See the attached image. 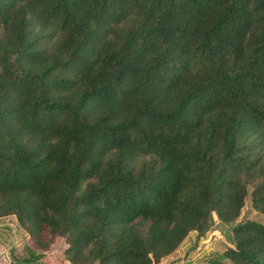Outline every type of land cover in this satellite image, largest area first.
<instances>
[{
	"label": "trees",
	"instance_id": "obj_1",
	"mask_svg": "<svg viewBox=\"0 0 264 264\" xmlns=\"http://www.w3.org/2000/svg\"><path fill=\"white\" fill-rule=\"evenodd\" d=\"M246 198L264 217V0H0V219L39 251L158 264L214 214L207 264H264Z\"/></svg>",
	"mask_w": 264,
	"mask_h": 264
},
{
	"label": "rangeland",
	"instance_id": "obj_2",
	"mask_svg": "<svg viewBox=\"0 0 264 264\" xmlns=\"http://www.w3.org/2000/svg\"><path fill=\"white\" fill-rule=\"evenodd\" d=\"M245 221L264 225V217L251 209L248 198L233 224ZM230 227L218 222L212 214L208 229L202 236H198L196 232H190L177 249L162 258L158 264H207L210 258L219 255L230 246ZM66 247L62 238H55L48 250L41 252L18 226L14 217L0 219V264H8L11 256L23 257L26 249H31L40 255L35 264H70L63 254Z\"/></svg>",
	"mask_w": 264,
	"mask_h": 264
}]
</instances>
